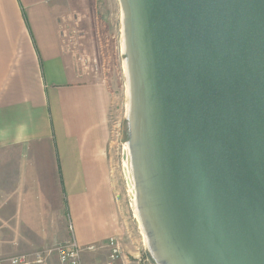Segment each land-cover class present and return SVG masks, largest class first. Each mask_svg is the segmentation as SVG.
<instances>
[{"label":"water","instance_id":"obj_1","mask_svg":"<svg viewBox=\"0 0 264 264\" xmlns=\"http://www.w3.org/2000/svg\"><path fill=\"white\" fill-rule=\"evenodd\" d=\"M119 4L149 256L264 264V0Z\"/></svg>","mask_w":264,"mask_h":264},{"label":"crops","instance_id":"obj_2","mask_svg":"<svg viewBox=\"0 0 264 264\" xmlns=\"http://www.w3.org/2000/svg\"><path fill=\"white\" fill-rule=\"evenodd\" d=\"M60 35L51 0H0V219L101 244L118 231L110 96L79 79Z\"/></svg>","mask_w":264,"mask_h":264},{"label":"rangeland","instance_id":"obj_3","mask_svg":"<svg viewBox=\"0 0 264 264\" xmlns=\"http://www.w3.org/2000/svg\"><path fill=\"white\" fill-rule=\"evenodd\" d=\"M55 7L61 40L79 79L103 84L110 96L108 111V164L114 186L118 210L117 237L124 253L149 256L139 225L125 172L128 92L123 52L122 14L119 0H51ZM11 200L7 199L6 204ZM9 205L0 208L7 219ZM68 229V223L58 224ZM59 229V228H58ZM39 235L24 226L0 219V256L46 250L69 239L60 237V231ZM68 231V230H67ZM54 235V236H53ZM90 261L103 258L104 253L86 254ZM41 264H58L54 254ZM150 264H155L153 261Z\"/></svg>","mask_w":264,"mask_h":264},{"label":"built area","instance_id":"obj_4","mask_svg":"<svg viewBox=\"0 0 264 264\" xmlns=\"http://www.w3.org/2000/svg\"><path fill=\"white\" fill-rule=\"evenodd\" d=\"M70 237L67 241L56 243L50 249L25 252L11 256H0V264H41L45 258L54 254L58 264H150V256L137 253H124L121 242L116 236H110L104 243L80 246L72 235V226L69 224ZM104 253L103 258L90 261L86 254Z\"/></svg>","mask_w":264,"mask_h":264},{"label":"bare ground","instance_id":"obj_5","mask_svg":"<svg viewBox=\"0 0 264 264\" xmlns=\"http://www.w3.org/2000/svg\"><path fill=\"white\" fill-rule=\"evenodd\" d=\"M125 149H126L125 172H126V175H127V182H128V187H129L130 194H131L133 200L135 201L134 182H133V178H132V174H131L132 173L131 172V163H130V156H129V150H128V146L127 145L125 146ZM135 208H136V206H135ZM136 216H137V212H136ZM137 219H138V216H137ZM138 222H139V225H140L139 219H138ZM143 237H144V241L146 243V238H145L144 234H143Z\"/></svg>","mask_w":264,"mask_h":264}]
</instances>
